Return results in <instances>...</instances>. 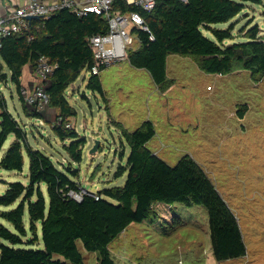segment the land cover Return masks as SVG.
I'll return each instance as SVG.
<instances>
[{
	"label": "trees",
	"instance_id": "16d2710c",
	"mask_svg": "<svg viewBox=\"0 0 264 264\" xmlns=\"http://www.w3.org/2000/svg\"><path fill=\"white\" fill-rule=\"evenodd\" d=\"M243 1L157 0L154 9L145 10L128 5L125 0H115V10H136L149 27V31L133 29L140 39V46L128 50L129 63L146 69L161 90L172 82L167 69L168 56L172 54L191 58L206 73L227 74L244 68L255 80L263 79L264 41L258 26L246 32L252 38L250 41L227 46L208 38L203 32V28L211 30L220 42L233 38L234 25L223 30L212 24L231 21L244 9ZM108 27L107 20L101 15L78 16L70 9L62 8L49 18L31 19L29 27L22 32L0 36V82L7 79V74L2 71L5 63L19 90L25 114L50 122L62 140L71 138L65 148L76 161L82 160L87 138L81 137L75 127H67L70 119L77 116L67 89L86 67L90 68L96 62L89 38L106 33ZM43 55L56 66L45 86L49 95L47 107L55 109V119L37 111L23 93L24 67L29 64L36 70ZM87 87L106 100L100 74H92ZM115 125L130 147L127 165L119 166L116 176L127 174V179L124 185L105 188L99 194L83 192L79 183L60 170L50 155L30 144L26 126L9 110L6 98L0 95V153L9 136L15 137L0 161V169L22 171L24 151L29 157V183L12 182L0 194V205L8 206L20 199L16 208L0 211V216L15 228L13 231L0 222V264H83V255L77 245L79 238L89 251L99 252L98 264H117L111 256L110 243L131 223L151 216L157 202L205 206L216 258L245 256L247 249L237 214L208 172L189 154L171 165L154 153L148 147L156 135L152 120L143 121L134 130L116 120ZM43 185L47 187L49 201ZM71 191L82 193L83 198L75 199ZM104 195L113 201L105 199ZM26 209L33 234L28 242L35 244L40 240L41 226L43 249L16 246L25 243L28 235L24 219Z\"/></svg>",
	"mask_w": 264,
	"mask_h": 264
},
{
	"label": "rangeland",
	"instance_id": "374dc122",
	"mask_svg": "<svg viewBox=\"0 0 264 264\" xmlns=\"http://www.w3.org/2000/svg\"><path fill=\"white\" fill-rule=\"evenodd\" d=\"M243 3L244 9L231 21L212 24L223 30L234 25L233 38L220 42L206 28H203L204 34L227 46L250 41L252 38L246 32L258 26L264 41V2L244 0ZM133 37L128 49L140 46V39ZM184 58L182 61L171 55L169 78L172 82L164 90L156 87L149 73L132 69L127 59L103 69L100 77L111 108L101 94L87 87L92 74L86 67L67 89L68 98L77 109V116L69 123L81 137L87 138L81 161L74 160L65 148L71 138L62 140L50 122L25 114L19 90L5 63L2 71L7 79L0 82V95L26 126L30 144L50 155L60 170L79 183L83 192L94 194L122 186L127 179V174L116 176L119 166L127 165L130 147L115 120L125 122L129 130H134L142 119H155L157 134L148 147L171 165L189 154L208 172L236 212L247 249L245 256L217 259L205 206L157 202L151 216L131 223L110 243V253L117 264H264V78L257 81L244 68L227 74L206 73L191 58ZM29 74L28 67H24L22 85L26 89L30 88L32 79ZM33 77L37 83L41 81L37 73ZM49 109L44 112L55 119V109L54 112ZM14 138L9 136L0 161ZM97 140L99 148L92 151ZM24 157L22 171L0 169V194L12 182L29 183V157L25 151ZM43 190L49 201L46 185ZM19 203L20 199L8 206L0 205V211L14 209ZM24 219L28 235L25 243L16 246L43 249L41 224L40 240L31 244L28 240L33 234L27 209ZM0 222L15 231L13 224L1 216ZM77 245L83 264L99 263L98 251H89L81 238ZM58 257L64 259L61 255Z\"/></svg>",
	"mask_w": 264,
	"mask_h": 264
},
{
	"label": "built area",
	"instance_id": "2783aa9c",
	"mask_svg": "<svg viewBox=\"0 0 264 264\" xmlns=\"http://www.w3.org/2000/svg\"><path fill=\"white\" fill-rule=\"evenodd\" d=\"M23 3L0 15V36L19 33L29 27V16L49 18L62 8H68L78 16H86L96 13L107 20L109 27L106 33H98L89 38V43L94 48L95 64L89 69L91 74H100L108 67L128 59V44L133 43L134 28L149 31L143 15L136 11H121L114 9L115 0H22ZM128 5L152 10L157 0H125ZM132 23V27H130ZM153 38V35H151ZM55 65L47 56H41L37 62L36 72L43 82L37 85L33 92L23 89L26 101L32 104L37 111L47 110L49 95L46 91L45 82L55 69ZM44 118H37L43 121ZM67 127H72L67 123ZM70 194L77 200L83 198L82 193L71 191Z\"/></svg>",
	"mask_w": 264,
	"mask_h": 264
},
{
	"label": "crops",
	"instance_id": "0c3cea01",
	"mask_svg": "<svg viewBox=\"0 0 264 264\" xmlns=\"http://www.w3.org/2000/svg\"><path fill=\"white\" fill-rule=\"evenodd\" d=\"M21 3H23L22 2V0H0V15L1 14H3V13H5V12H7V11H9V10H11V9H13V8H15L16 6H18L19 4H21ZM172 55H175L176 57H179V59H181L182 61L183 60H185V58H184V56H180V55H176V54H172ZM170 57H171V55H169L168 56V60H167V69H168V76H169V59H170ZM128 60V59H127ZM129 62V61H128ZM27 67H28V69H29V76L30 77H32V79H30V81H29V86H30V88L29 89H26V88H24V89H26L29 93H31V92H33V90L36 88V86L37 85H40V84H42L43 82H38L37 83V81L36 80H34V77H33V75L35 74V73H37L36 72V70H34V68L31 66V65H26ZM25 66V67H26ZM132 66V65H131ZM132 69H136V70H138V72L137 73H141V74H143L144 72H146V73H149L146 69H139V68H136V67H133L132 66ZM235 71H238V70H235ZM149 75H150V73H149ZM153 82H154V80H152ZM155 83V82H154ZM45 84V86H47V83L45 82L44 83ZM43 85V84H42ZM156 85V84H155ZM156 87L157 88H159L157 85H156ZM105 90V89H104ZM162 94V93H161ZM105 96H106V105H107V107L108 108H111L110 107V99L108 98V96H107V93H106V91H105ZM162 96H163V94H162ZM50 111L52 110H54V109H49ZM110 110V109H109ZM54 112V111H53ZM111 115V114H110ZM151 117V116H150ZM148 119H149V117H148ZM145 120H147V118H144V119H142L141 121H139L138 123H137V127L143 122V121H145ZM150 120H152L153 121V123H154V126H155V129H156V131H157V128H156V121H154L155 119H150ZM124 125H125V127L128 129H131L130 128V126H128L125 122H122ZM136 127V128H137ZM157 134V133H156ZM156 136V135H155ZM154 136V137H155ZM150 143V142H149ZM149 143H148V145H149ZM157 154V153H156Z\"/></svg>",
	"mask_w": 264,
	"mask_h": 264
},
{
	"label": "water",
	"instance_id": "95a60500",
	"mask_svg": "<svg viewBox=\"0 0 264 264\" xmlns=\"http://www.w3.org/2000/svg\"><path fill=\"white\" fill-rule=\"evenodd\" d=\"M33 18H41L40 16H29L28 19H33ZM100 141L97 140L94 147L92 148V151H96L99 148Z\"/></svg>",
	"mask_w": 264,
	"mask_h": 264
}]
</instances>
